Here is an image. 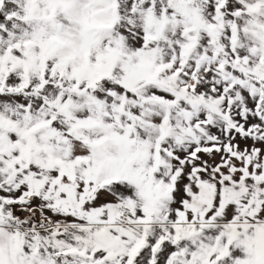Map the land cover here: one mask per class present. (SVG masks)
<instances>
[{"label": "snow or ice", "instance_id": "6c2138e0", "mask_svg": "<svg viewBox=\"0 0 264 264\" xmlns=\"http://www.w3.org/2000/svg\"><path fill=\"white\" fill-rule=\"evenodd\" d=\"M0 264H264V0H0Z\"/></svg>", "mask_w": 264, "mask_h": 264}]
</instances>
